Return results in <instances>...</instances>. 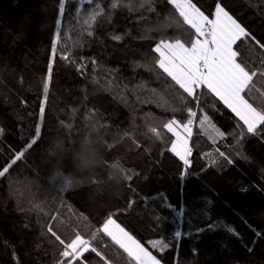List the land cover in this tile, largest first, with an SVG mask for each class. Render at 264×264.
I'll use <instances>...</instances> for the list:
<instances>
[{
	"label": "trees",
	"instance_id": "16d2710c",
	"mask_svg": "<svg viewBox=\"0 0 264 264\" xmlns=\"http://www.w3.org/2000/svg\"><path fill=\"white\" fill-rule=\"evenodd\" d=\"M113 2L0 0V171L42 127L0 177V264H58L48 227L65 242L90 239L112 264H135L99 231L109 217L162 264H264V161L254 151L264 148V126L247 133L213 93L190 97L158 67L160 39L194 36L170 0H152L153 10L145 0ZM192 2L210 19L221 4L264 44V0ZM97 5L103 14L92 20ZM235 51L257 72L243 95L264 109V50L242 38ZM189 108L196 121L185 165L164 125L186 123ZM205 115L223 138L210 139ZM159 240L163 251L151 246ZM83 260L105 264L91 251Z\"/></svg>",
	"mask_w": 264,
	"mask_h": 264
},
{
	"label": "snow or ice",
	"instance_id": "6c2138e0",
	"mask_svg": "<svg viewBox=\"0 0 264 264\" xmlns=\"http://www.w3.org/2000/svg\"><path fill=\"white\" fill-rule=\"evenodd\" d=\"M120 3L121 0H114L112 7H117ZM151 3L152 0H145L148 10H153L151 9ZM170 3L178 11L183 23L194 31V36L188 44L178 38L175 40L160 39L154 48V52L159 54L156 64L190 97L196 96L197 89L206 87L235 113L236 117L246 126L247 133L255 134L259 126H264V109L258 110L253 107L245 99L243 93L246 89L251 91L253 77L257 75V72L250 70L248 66L237 61L238 53L234 50V45L242 38H250L262 50H264V44L256 41L255 37L219 3L216 5L214 18L211 19L192 0H170ZM145 4H141V7H144ZM97 9L90 13L92 20H95L97 15L103 14V9H100L99 5H97ZM121 38V36L113 37L115 40ZM57 39H59L58 34ZM53 53H55V44L53 45ZM261 75H264V73H261ZM50 80L51 68H49V75L44 85L45 93H47ZM44 111L42 105L40 108L41 120ZM187 111L189 118L186 123L181 124L180 121L173 118L164 125L175 136L171 151L185 165L189 163L188 157L191 155L188 139L192 133L193 117L196 116L192 109L189 108ZM206 123L210 124V121L205 115L200 121L201 127L203 128ZM212 129L215 134L210 136V139L213 141L225 136L223 132L215 129L214 125H212ZM2 131L0 129V132ZM150 131L157 137L159 136L156 128H151ZM41 135L42 127L37 124L33 138L26 144L25 149L17 153L11 163L0 171V177L8 173L11 165L23 157L25 151L31 149L41 138ZM217 152L228 163H232V160L226 157L223 152H219L218 149ZM113 167L119 168V165L115 164ZM120 170L123 171V169ZM63 179L65 186L71 183L70 180ZM215 227L216 225L210 224L208 229L211 230ZM228 230L234 235H238L234 229L229 228ZM47 231L55 237V240L61 246L58 264H74V262L87 264L83 257L89 251L101 256L105 264H112L111 260L103 257L102 253L97 252L96 248L92 247L90 239H85L79 233H76L65 242L52 231L51 227H48ZM99 231L109 237L135 264H160V261L135 237L121 227L115 219L107 218ZM181 236L180 231L175 233L176 238ZM150 243L153 248H159L161 251L168 247V244L163 240Z\"/></svg>",
	"mask_w": 264,
	"mask_h": 264
},
{
	"label": "rangeland",
	"instance_id": "374dc122",
	"mask_svg": "<svg viewBox=\"0 0 264 264\" xmlns=\"http://www.w3.org/2000/svg\"><path fill=\"white\" fill-rule=\"evenodd\" d=\"M234 50H235V45H234ZM238 61V60H237ZM203 90H205V91H209L206 87H201V88H199V89H197V92H202ZM210 92V91H209ZM218 99H219V97H217ZM220 100V99H219ZM223 102V101H222ZM227 106V105H226ZM231 110V109H230ZM193 124H192V133H193V130H194V127H195V121H196V116H195V118L193 117ZM209 121H210V124H208V123H206L205 124V126L206 127H209V130H210V135L212 136V135H214L215 133H214V131H213V129H212V125H214L213 124V122L211 121V119H208ZM181 124H184V123H182V122H180ZM215 126V125H214ZM215 129H218L216 126H215ZM219 130V129H218ZM220 131V130H219ZM220 132H222V131H220ZM192 133H191V136H190V138L188 139V146H189V148L191 149V138H192ZM173 134V133H172ZM174 138H175V136H174ZM218 139H220V138H217L216 140H218ZM174 141H175V139H174ZM255 151V154H256V156L260 159V160H262V161H264V148H262V149H255L254 150ZM176 155V154H175ZM188 160H189V157H188ZM111 218H113V217H111ZM114 219V218H113ZM117 222V221H116ZM118 223V222H117ZM119 224V223H118ZM120 225V224H119ZM121 226V225H120ZM122 227V226H121ZM146 248V247H145ZM149 251V250H148ZM150 252V251H149ZM153 255V254H152ZM154 256V255H153ZM160 264H162L161 262H160Z\"/></svg>",
	"mask_w": 264,
	"mask_h": 264
}]
</instances>
